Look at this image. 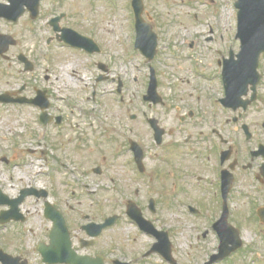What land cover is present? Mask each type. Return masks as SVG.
<instances>
[{
	"label": "flooded vegetation",
	"instance_id": "obj_1",
	"mask_svg": "<svg viewBox=\"0 0 264 264\" xmlns=\"http://www.w3.org/2000/svg\"><path fill=\"white\" fill-rule=\"evenodd\" d=\"M53 1H57L60 8H64L67 3L66 0ZM232 1L231 8L235 12V0ZM1 2L5 1L0 0V4H4ZM107 2L108 0L75 1L92 13H96L98 7H105L103 3L107 5ZM43 3L44 0H40V11ZM123 3L124 7L121 6V9L125 11L129 55L123 59L122 66L127 70L130 67L135 69L132 59H143L149 72L151 69L155 71L160 95L167 86L177 88L181 79V82L189 85V110L178 115L180 109L174 107L164 95L163 105L145 100L138 101L140 104L127 102L122 95L126 84L120 79L115 95L119 97L117 105L121 110L129 107L127 117L122 115L118 122L110 121L109 125L100 124L90 134L86 130L80 131L79 122L74 116L75 110H70L72 117L62 111V106L66 111L71 107L76 108L77 103L68 98L67 94L59 96L60 99L58 97L60 105L55 103L53 91H56V86L51 88L54 83L53 71L43 69V83L40 86L32 84L41 79L36 68L37 61L22 48L13 53L19 47L20 40L0 27V35L7 36L4 41L6 50L8 49L0 55L1 69L6 74H11V68L18 65L21 74L31 77L29 83L0 89V116L3 124L23 127V130L9 128L5 134L7 140L13 142L10 156L5 155L7 151L4 146H0V264H207L217 254L220 246L214 225L227 213L229 223L237 227L236 220L241 218V211L237 206L241 201L251 209L247 218L254 217L256 223L264 225L259 217L261 207H264V118L252 120L247 115L263 100L260 93L264 88L262 63L261 69L259 68L262 78L255 99H252L253 91L250 86L247 94L241 97V104H247L246 109L227 108L224 74L230 65L228 61L238 59L241 42L234 32V26L227 36L225 10L221 9L220 2L144 0L142 18L151 26L157 38L156 56L151 62L135 49L137 30L133 0H125ZM22 6L25 12L22 19L26 18L29 22L26 31H32L35 24L31 17L33 0H23ZM63 20L61 27L73 29L88 39L83 41L75 38L79 40L80 47L64 42L61 44L88 58L85 67L90 74L95 73L96 76L93 82L91 80L89 88L97 95L100 84L109 80V73L112 72L109 59L113 58V52L105 51L104 27L99 26L96 17L89 21L87 27H84L82 21H77L75 25L66 22L67 14ZM2 21L14 28L21 22L0 18V24ZM235 26L237 27V23ZM142 35L150 39L146 33ZM227 41L229 42L226 44ZM51 45L47 41V46ZM199 45L203 51L207 50V56L215 55L218 66L216 71L207 73L202 69ZM226 46H229L228 51ZM90 58L96 59L90 62ZM4 65L7 69L2 67ZM184 66L183 76L169 79L164 75V69L175 72ZM186 73L189 75L187 80L184 79ZM237 79L241 80L240 77ZM212 84L213 88H208ZM119 87L120 96L117 95ZM44 112L47 116L42 117ZM85 113L86 111L83 112ZM41 118L49 122L45 124ZM174 118L180 122L183 132H188L185 127L189 126V136L186 139L189 143V165L185 170L169 175L173 180H186L189 183L188 210L191 224L189 234L186 235L187 248L177 242L179 232L174 228L176 225L173 226L168 221L169 218L161 214L160 195L155 191L146 193L140 185L162 184L166 177V174L160 175L157 169L150 170L149 161L157 165L153 156H149L151 153L146 150L144 135L151 134L155 142L152 122L157 121L158 126L166 132L165 142L167 136L171 137L175 133L165 126L167 120ZM13 120L15 123H12ZM56 127L62 132L84 135V138L79 136L80 140L96 138L103 141L98 143L99 146H110L112 158L104 157L102 165L92 169L96 176L94 179H97L96 184L104 180L110 184H124L123 178L132 184L129 175H122L123 171L131 170L136 175L138 186L125 187L126 200L120 210L113 211L109 198L104 200L96 195L91 211L83 214L82 203L75 190L68 196L54 197L48 186L32 184L30 178V184L13 183L14 176L11 173L16 167H23V176L29 167H36L37 159L43 162L40 168L49 167V144L44 141L49 140L48 130ZM24 138L27 142L31 140L29 145L19 140ZM164 142L161 145L155 144L160 148ZM70 146L68 144L65 155H62L64 160L61 161V167L65 172L74 170L68 165L71 163L68 158L71 155ZM157 161H161V165L175 163L174 159L164 155ZM114 168L122 169V174H110ZM223 184H231L227 194L223 192ZM242 184H251L254 191H249L246 186L242 187ZM61 186L67 188L69 184ZM73 186L76 184H72ZM107 190L109 193L117 192L110 186ZM131 202L134 203L133 209ZM49 203L60 213L53 214L63 217L66 224L63 230L53 231L55 222L46 213ZM33 221H36V225ZM106 222L108 225L105 228H98ZM202 253H205L203 259L200 258ZM239 253L238 251L215 264H230Z\"/></svg>",
	"mask_w": 264,
	"mask_h": 264
},
{
	"label": "rangeland",
	"instance_id": "obj_2",
	"mask_svg": "<svg viewBox=\"0 0 264 264\" xmlns=\"http://www.w3.org/2000/svg\"><path fill=\"white\" fill-rule=\"evenodd\" d=\"M4 1L5 2L1 3H8V0ZM75 1L78 0H66V6L60 8L57 1L55 3L53 0H44V3L42 4L43 8L40 11V17L35 20L32 31H26V26L29 24L26 18L19 23L18 27L14 28L8 26L3 21L0 24V27L3 28L4 31H8V33L12 34L14 37L19 38L20 45L13 50V53H16L18 49L22 48L37 61L38 66L36 68L41 79L37 80L38 83H36L35 80L32 84H38V86H40L43 83V76L41 75L43 69L49 68L53 71L54 83L51 88L56 86V91H53L55 103L60 105V101L57 100L58 97L67 94L68 98H71L73 102L77 103V107H71L65 111L62 106L63 113L72 117V115H70V110H75L74 116L77 117V121L79 122L78 129L80 131L86 130V133L90 134L91 131L100 124L104 123L103 126L109 125L112 121L118 122L122 115L127 117L129 107L125 110H121L117 105L119 97L115 95V88L118 87V81L120 79L126 84L122 94L125 101H134L137 104H140L138 101H140L141 95L147 92L149 70L145 66L144 60L139 57L132 59L135 64V69L130 67L127 70L122 66L123 59L129 55L127 53L128 30L127 24L124 20L125 11L124 9H121V6L124 7L123 1L125 0H121V3L120 0H116V4L120 3V9H118V11L116 7H110L108 4L106 5L103 3L105 7H98L96 13L88 12L85 7L83 8V6H79ZM218 1L220 2L221 9L225 10L227 36L229 32H232L233 26L234 32L236 33L237 27L235 25L237 23L238 10L235 8V12L232 11L231 7L233 1ZM99 5L102 6V4ZM62 13L67 14L68 20H66V22L72 23L71 25H75L77 21H82L84 27H87L89 21L93 20V17H96L99 21V26L105 28L102 30L104 31L103 35L106 37L104 43L105 51L109 53L113 52L111 55L113 58L109 59L112 63V72L109 73L110 79L100 84L97 95H94L93 90L89 88L91 80L93 82L96 76L95 73L90 74L85 67L88 58L78 51L70 49L59 42H53L51 47L47 46V38L54 35L53 28L49 26V21L52 17L59 16ZM228 42L229 41H227L226 44ZM228 47L229 46H226L227 51ZM206 52L207 50L203 51L201 45L198 46L202 69L207 73H212L218 69L215 62L216 57L214 54H209L207 56ZM95 59L96 58H90L89 60L92 62ZM213 62L215 64H213ZM261 63L264 69V57L260 60V69ZM2 67L7 69L5 65ZM182 68L183 69L176 70L175 72L171 69H164V75L169 79L172 77L183 76L186 66ZM74 71H76L75 74L73 73ZM10 72L12 73L6 74L5 70H2L0 67V89L15 86V84V87H18L22 84L31 82V77L28 74L20 73V66L18 65L15 67L13 66ZM14 74L17 76L15 77ZM35 74L33 76H35ZM186 75L187 73L184 76L185 80L189 79V75ZM178 84L179 86L175 89L171 85L170 87L167 86L161 91V93L174 107L180 109L178 112L185 114V111L189 110V85L181 82V79H179ZM209 87L213 88V84L209 85L208 88ZM260 93L263 96V100L253 107L247 114L252 120L264 118V88L261 89ZM84 111H86L85 114H83ZM180 113H178V115H181ZM12 123H15V120H13ZM138 125L140 124L138 123ZM165 126L168 130L173 129L175 133L171 137H166L162 147L158 148L156 146L152 135L149 133L144 135V143L147 152L151 153L149 156H153V159L156 160L157 166L149 161L150 170L157 169L160 175L166 174V177L163 179L162 184L148 183L140 185L144 188L146 193L155 191L160 195L161 214L164 217H168V221H170L173 226L176 225L174 228L179 232V234H177V242L179 245H182L183 248H187L186 235L189 234V224H191L189 221L188 210L189 183L186 180H173L169 175L185 170L189 165L187 164V162H189V143L186 141L189 136V126L185 127L188 132H183L180 129L181 124L177 118L167 120V125ZM13 127L18 128L17 124H10V126H7L5 123L3 124L0 116V146H4V150L7 151V154L5 155L8 156L12 153L10 147L13 145V142L8 141L5 134L9 131V128ZM35 128L37 130L39 129L36 126ZM18 129L23 130V127ZM48 132L49 140H45L44 142L49 144L48 146L51 156L49 167L40 168L43 162L37 159L36 167H34V169L29 167L24 176L21 174L23 167H16L11 173L14 176L13 183H32L39 186H48L49 189L53 191L52 195L54 197L62 195L68 196L73 190H75L82 203L83 214H87L91 211L93 207L92 202L96 198V195L98 198L103 197L104 200L109 198V204L112 206L113 211L120 210V207L123 206V203L126 200V196L124 195L125 187H128L129 185L133 186V188L138 186L136 182L137 180L135 179L136 175L133 174L131 170L123 171L122 174V169L114 168L113 173L110 172V174H113V176H116V174L129 175V181L132 182V184L126 182L125 178H123L124 184H110L106 180L100 184H96L97 179H94L96 176L92 173L93 168L102 165L104 157L112 158L111 153L113 152H111L110 146H99L98 143H102L103 141L96 140V138L89 139L90 137H88L80 140L79 136L84 138V135L77 134L78 136H76L71 132H62L57 127L50 128ZM92 134H94V131ZM19 140L23 141V144L27 143L25 145H29L31 142L30 139L27 142L26 138ZM36 141L37 139H35V142ZM68 144L71 145V155L68 157L70 158L71 163L68 165L70 169L74 170H68L65 172L61 167V161L64 160L62 155H65V148ZM61 145L63 148H61ZM163 155L169 156L171 160L174 159L175 163L171 162L170 164L172 165H161V161L157 160ZM31 178L33 181H31ZM174 182L177 184H174ZM61 184H69V186L67 188L66 186L62 187ZM72 184H76V186L72 187ZM109 186L117 192L109 193L107 190ZM244 186H246V189L249 191H254L251 184H242V187ZM53 196H51V199H53ZM111 199H113V202H111ZM260 203L258 202V204ZM237 208L241 211L239 213V217L241 218L236 220V223L237 227L241 225L239 229L241 230V237L245 246L243 248L244 253L234 259L235 261L231 260L230 264H264V225L256 223L254 217L247 218L251 209L248 205H245L243 201L239 203ZM191 222H193V220ZM33 223L36 225V221H33ZM204 256L205 253H202L200 258L203 259Z\"/></svg>",
	"mask_w": 264,
	"mask_h": 264
},
{
	"label": "water",
	"instance_id": "obj_3",
	"mask_svg": "<svg viewBox=\"0 0 264 264\" xmlns=\"http://www.w3.org/2000/svg\"><path fill=\"white\" fill-rule=\"evenodd\" d=\"M236 6L240 10L239 37L242 41V51L236 69H241V84L244 89L249 83H253L255 86L260 78L257 68L260 55L264 53V0H238ZM143 30L144 29H142V31ZM231 71L229 75L231 77L235 76V69L232 70L231 68ZM247 77L249 80L245 81ZM234 85L228 90L230 94L229 99H231L233 103L239 97L238 93L236 95ZM229 186L230 184H225L226 190ZM226 218L225 216L222 221L223 223H226ZM221 238L223 242L220 249L221 255L216 258L226 257L241 246L239 232L227 223L225 232H222ZM231 243L233 247H229Z\"/></svg>",
	"mask_w": 264,
	"mask_h": 264
},
{
	"label": "bare ground",
	"instance_id": "obj_4",
	"mask_svg": "<svg viewBox=\"0 0 264 264\" xmlns=\"http://www.w3.org/2000/svg\"><path fill=\"white\" fill-rule=\"evenodd\" d=\"M67 76V75H66Z\"/></svg>",
	"mask_w": 264,
	"mask_h": 264
}]
</instances>
